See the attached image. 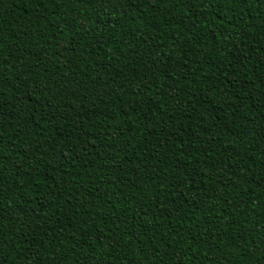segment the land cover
Listing matches in <instances>:
<instances>
[{
  "label": "trees",
  "instance_id": "obj_1",
  "mask_svg": "<svg viewBox=\"0 0 264 264\" xmlns=\"http://www.w3.org/2000/svg\"><path fill=\"white\" fill-rule=\"evenodd\" d=\"M0 264H264V0H0Z\"/></svg>",
  "mask_w": 264,
  "mask_h": 264
}]
</instances>
